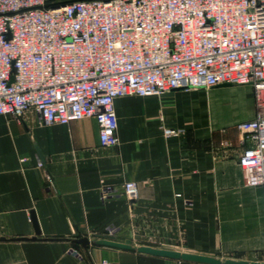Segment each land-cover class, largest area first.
Instances as JSON below:
<instances>
[{
  "label": "crops",
  "instance_id": "crops-1",
  "mask_svg": "<svg viewBox=\"0 0 264 264\" xmlns=\"http://www.w3.org/2000/svg\"><path fill=\"white\" fill-rule=\"evenodd\" d=\"M114 110V147L100 146L91 118L45 126L34 112L0 116V264H204L94 243L111 232L135 245L141 228L155 239L146 246L264 262L263 191L244 185L238 165L236 125L254 116L252 90L130 96Z\"/></svg>",
  "mask_w": 264,
  "mask_h": 264
},
{
  "label": "built area",
  "instance_id": "built-area-1",
  "mask_svg": "<svg viewBox=\"0 0 264 264\" xmlns=\"http://www.w3.org/2000/svg\"><path fill=\"white\" fill-rule=\"evenodd\" d=\"M224 84L252 89L238 165L264 196V0H0V116L91 118L114 147L115 99ZM122 193L135 200L136 183Z\"/></svg>",
  "mask_w": 264,
  "mask_h": 264
},
{
  "label": "water",
  "instance_id": "water-1",
  "mask_svg": "<svg viewBox=\"0 0 264 264\" xmlns=\"http://www.w3.org/2000/svg\"><path fill=\"white\" fill-rule=\"evenodd\" d=\"M227 85L229 84H224L221 86H227ZM31 220L34 226L35 234L37 235L39 234V229L34 213H31ZM74 241L75 243L81 244V246H83V248L85 249H87L90 244V241L87 238H79V239H75ZM94 243L100 246H107L122 250L135 251L138 253L148 254L162 258H169L173 260L190 261V262H197L204 264H264V262L234 261L230 259L222 261L215 257L193 254L178 250L155 248L146 245L134 246L130 240H126L124 242L116 241V238L111 232L104 235H96Z\"/></svg>",
  "mask_w": 264,
  "mask_h": 264
},
{
  "label": "rangeland",
  "instance_id": "rangeland-1",
  "mask_svg": "<svg viewBox=\"0 0 264 264\" xmlns=\"http://www.w3.org/2000/svg\"><path fill=\"white\" fill-rule=\"evenodd\" d=\"M230 86H233V87H240V88H247V89H251L250 86L248 85H227V87H230ZM134 238L133 241H134V246H139V245H153V243H155V239H154V236H151V235H148V234H145V235H142V228L140 229V231H136L135 234H134Z\"/></svg>",
  "mask_w": 264,
  "mask_h": 264
}]
</instances>
